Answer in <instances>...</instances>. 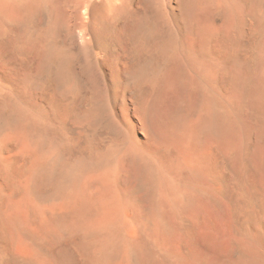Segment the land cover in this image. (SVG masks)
<instances>
[{
    "label": "bare ground",
    "instance_id": "6f19581e",
    "mask_svg": "<svg viewBox=\"0 0 264 264\" xmlns=\"http://www.w3.org/2000/svg\"><path fill=\"white\" fill-rule=\"evenodd\" d=\"M0 264H264V0H0Z\"/></svg>",
    "mask_w": 264,
    "mask_h": 264
}]
</instances>
